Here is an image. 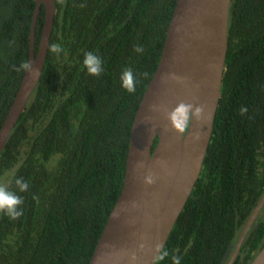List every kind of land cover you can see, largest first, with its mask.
I'll return each instance as SVG.
<instances>
[{
  "label": "trees",
  "instance_id": "trees-1",
  "mask_svg": "<svg viewBox=\"0 0 264 264\" xmlns=\"http://www.w3.org/2000/svg\"><path fill=\"white\" fill-rule=\"evenodd\" d=\"M176 0H55L44 69L0 155V179L23 198L0 213V264H89L124 182L134 115L162 54ZM82 5V6H81ZM35 0H0V128L28 61ZM44 22L35 29L37 51ZM228 48L199 178L159 264H223L264 193V0H231ZM142 47V52L134 48ZM102 63L88 74L84 55ZM131 69L135 92L121 87ZM241 107L247 112L240 114ZM29 183L20 192L15 180ZM264 245V206L234 264ZM228 258L224 264H227Z\"/></svg>",
  "mask_w": 264,
  "mask_h": 264
},
{
  "label": "water",
  "instance_id": "water-1",
  "mask_svg": "<svg viewBox=\"0 0 264 264\" xmlns=\"http://www.w3.org/2000/svg\"><path fill=\"white\" fill-rule=\"evenodd\" d=\"M231 0H176L158 67L131 126L124 182L89 264H153L156 245L165 247L202 170L221 95L228 48ZM41 6L44 22L37 51L35 29ZM55 17V0H35L28 61L0 128V155L41 78ZM180 102L202 107L186 132L172 130L167 114ZM151 174L152 184L144 182ZM264 206V193L245 223L229 258L240 248ZM143 245V247H141ZM248 264H264V245Z\"/></svg>",
  "mask_w": 264,
  "mask_h": 264
},
{
  "label": "clouds",
  "instance_id": "clouds-1",
  "mask_svg": "<svg viewBox=\"0 0 264 264\" xmlns=\"http://www.w3.org/2000/svg\"><path fill=\"white\" fill-rule=\"evenodd\" d=\"M82 6V5H81ZM48 50L56 55H59L63 49L59 43H52L48 45ZM136 52H142V47L134 48ZM102 59L96 55L94 52H87L84 55L83 65L86 68L88 74L93 76H99L102 72ZM23 70L24 72L35 73L36 70L32 68V62L25 61L22 62L17 71ZM121 87L125 89L128 93H134L135 88V78L132 70L125 69L120 76ZM246 107H241L240 114L244 115L247 112ZM203 108L198 106L193 108L192 104H186L180 102L177 106L172 109L166 116L172 130L179 134H183L187 131L189 127V122L192 118L196 120H200L202 118ZM144 182L146 184H152L154 182V178L151 174H148ZM15 185L18 187L20 192H25L29 189V183L24 181L21 178H17L15 180ZM23 203V198L17 195L15 192L10 191L7 185L0 184V213L8 216L10 219L15 220L22 215L21 205ZM143 247V245H141ZM157 254L153 259V264H159L160 261L164 260L169 254L166 250H163V247L160 245H156ZM180 257L173 256L172 264H180Z\"/></svg>",
  "mask_w": 264,
  "mask_h": 264
},
{
  "label": "rangeland",
  "instance_id": "rangeland-1",
  "mask_svg": "<svg viewBox=\"0 0 264 264\" xmlns=\"http://www.w3.org/2000/svg\"><path fill=\"white\" fill-rule=\"evenodd\" d=\"M7 181H8V176L7 177H3L2 179H0V184L6 185Z\"/></svg>",
  "mask_w": 264,
  "mask_h": 264
},
{
  "label": "flooded vegetation",
  "instance_id": "flooded-vegetation-1",
  "mask_svg": "<svg viewBox=\"0 0 264 264\" xmlns=\"http://www.w3.org/2000/svg\"><path fill=\"white\" fill-rule=\"evenodd\" d=\"M231 254H232V253H231ZM231 254L229 255V258H230V256H231ZM229 258H228V259H229Z\"/></svg>",
  "mask_w": 264,
  "mask_h": 264
}]
</instances>
